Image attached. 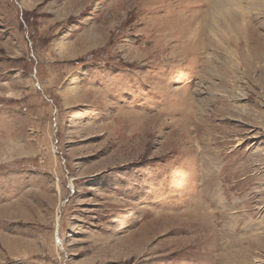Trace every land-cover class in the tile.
<instances>
[{
  "label": "rangeland",
  "instance_id": "1",
  "mask_svg": "<svg viewBox=\"0 0 264 264\" xmlns=\"http://www.w3.org/2000/svg\"><path fill=\"white\" fill-rule=\"evenodd\" d=\"M242 1L263 19L264 0H0V264H264ZM200 31L209 52L188 50Z\"/></svg>",
  "mask_w": 264,
  "mask_h": 264
},
{
  "label": "bare ground",
  "instance_id": "2",
  "mask_svg": "<svg viewBox=\"0 0 264 264\" xmlns=\"http://www.w3.org/2000/svg\"><path fill=\"white\" fill-rule=\"evenodd\" d=\"M248 1H249V3H248L249 6L251 3L254 4L257 2V0H247V2ZM258 1L259 2H258L257 10H262L261 9V2L262 1H260V0H258ZM222 4H223V6L228 7V5H230L231 3L224 5V3L222 2ZM236 8L240 9V11H241V13H240L241 16L239 18L243 21V23H240L239 21H237L236 20L237 18H235L230 13V9H232V6H230L228 9L229 10L228 16L230 18V22L232 23V25L234 27H236L238 32H241V31L243 32V33H241L242 36H239L241 38V40L243 41V44H242L243 46H245V45L249 46L253 42V46L251 48H244L243 49V47L239 45L240 49L238 48L239 50L236 52V57L239 55L240 61L237 58V61H239L237 63V65L241 62L240 68L243 66V77L246 78L249 83L251 82V83L257 84V80L260 77L259 78L255 77L256 76L255 74H259V73L261 74V79L264 82V36H261L258 33V28L261 26L262 20L264 21V15H263V19L255 24V23H253V21L251 19H248V16H247V14L248 15L250 14L249 10H251L252 7L246 6L244 4V1H242V4L238 7L236 6ZM232 20L234 22H232ZM200 25H203L206 27V29H207L206 33L209 31H210L209 33H211V32L213 33V32H216L219 30L218 22H216L214 20H203V23H201ZM203 28L201 27V29H203ZM187 34L194 35L195 33H189V28L184 27V28H181L177 31H172L170 33V37L172 39L184 38L185 35H187ZM193 37L194 36L190 37L188 40V44H187L188 50H191V48L197 49V47H201L206 52L210 51V46L212 45L211 40L209 39L210 37L208 38V36L205 35L202 31L199 32L198 37H197V34L195 35L194 40H193ZM196 37H197V39H196ZM237 42H238V40H236L234 43H237ZM214 46H215L216 50H220L218 53L221 56L218 59L216 58V60H215L216 64H214V65H210V63H207V61L205 59V61L203 62L205 64L204 69H205V72L208 74L209 80L217 79V80H219V83L221 86L227 87V85L229 84V81L227 78H228L229 74L231 73L230 69L227 68V66L229 67V60H228L229 56L225 53V51H222L218 45L214 44ZM230 57L234 58V56H230ZM180 58L182 61L185 58V56H182ZM181 61H179V62L181 63ZM231 74H233V73H231ZM214 86H215V84H214ZM261 89L263 90L262 94H264V86H262ZM259 94H261V92ZM254 95L258 96V94H254Z\"/></svg>",
  "mask_w": 264,
  "mask_h": 264
}]
</instances>
